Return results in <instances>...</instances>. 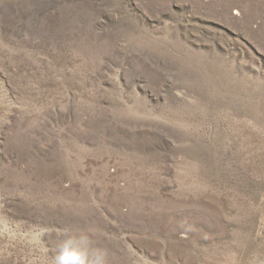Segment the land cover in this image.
<instances>
[{
  "label": "rangeland",
  "instance_id": "rangeland-1",
  "mask_svg": "<svg viewBox=\"0 0 264 264\" xmlns=\"http://www.w3.org/2000/svg\"><path fill=\"white\" fill-rule=\"evenodd\" d=\"M264 264V0H0V264Z\"/></svg>",
  "mask_w": 264,
  "mask_h": 264
},
{
  "label": "clouds",
  "instance_id": "clouds-1",
  "mask_svg": "<svg viewBox=\"0 0 264 264\" xmlns=\"http://www.w3.org/2000/svg\"><path fill=\"white\" fill-rule=\"evenodd\" d=\"M88 244L89 238L84 234L60 243L56 264H105L106 252L102 250H96L93 258L89 259Z\"/></svg>",
  "mask_w": 264,
  "mask_h": 264
}]
</instances>
